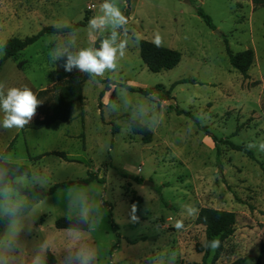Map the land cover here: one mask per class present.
<instances>
[{
  "label": "rangeland",
  "instance_id": "obj_1",
  "mask_svg": "<svg viewBox=\"0 0 264 264\" xmlns=\"http://www.w3.org/2000/svg\"><path fill=\"white\" fill-rule=\"evenodd\" d=\"M102 2L0 0V44L12 37L35 35L57 22L73 25L86 16L91 19L99 14ZM117 4L128 18L130 42L117 72L106 73L104 79L111 77L142 89L163 85L166 90L182 80L190 81L176 85L167 101L111 86L100 105L104 84L89 79L83 88L85 102L77 105L72 121L24 134L0 129V157L17 137L5 160L32 169V177L22 183L28 193L17 197L22 206L37 201L57 183L89 175L105 181L88 184L103 188L99 197L103 217L97 225L99 217L94 212L87 231L55 227L61 217L78 216L76 209L69 211L68 188L45 197L10 222L0 239L10 237L15 230L13 264H31L42 246L44 264L47 251L55 255L57 264H64L77 234L92 246L95 264L110 260L116 264H203L205 252H199L198 247H203L206 234L196 218L205 207L237 216L236 231L224 242L217 264L240 258L256 264L264 244V152L258 151L259 142L264 141V6L254 7L251 0H117ZM200 8L211 16L215 30L198 15ZM16 18L21 20L18 26ZM86 29L80 28L82 47L95 45L109 34L89 36ZM157 34L161 45L179 51L182 59L172 70L153 73L140 57V41L153 42ZM57 39L63 40L64 35H44L5 61L0 81L9 87L27 85L36 94L50 91L61 62L54 64L49 57ZM227 46L234 54L253 50L249 80L231 67ZM3 56L4 51L0 59ZM47 97L50 94L41 99L42 105ZM110 101L115 102L116 111L105 108ZM176 110L189 112L191 117L178 115ZM155 120L159 123L150 130V143L133 133V121L146 126ZM113 125L118 127L117 134H113ZM201 127L236 144L257 143L253 149L256 160L221 146L220 167L215 144ZM52 151H64L68 160L56 156L30 160ZM35 177H44L46 183L40 184ZM145 181L153 185H145ZM87 190L94 193V189ZM132 205L136 206V222L132 220ZM186 205L197 212L188 215ZM110 213L117 231L112 229ZM177 220H183L182 230L175 229ZM215 252L210 249L205 264H212Z\"/></svg>",
  "mask_w": 264,
  "mask_h": 264
},
{
  "label": "trees",
  "instance_id": "obj_2",
  "mask_svg": "<svg viewBox=\"0 0 264 264\" xmlns=\"http://www.w3.org/2000/svg\"><path fill=\"white\" fill-rule=\"evenodd\" d=\"M254 7H263L264 0H251ZM198 15L203 19L206 25L210 29L215 30V25L210 15H208L203 9L197 10ZM90 19L88 16L84 19V21L73 24L74 28L80 29L82 27H86L88 21ZM68 29H64L62 33H58L57 30L53 26H45L40 30L37 34L32 36H27L23 39L18 37H12L8 39L3 45L4 47V56L0 59V67L1 65L10 58L15 57L22 51H24L30 45L38 42L44 35H64L67 33ZM98 39L95 42V46H99ZM229 62L231 67L238 71L245 80L250 79L249 71L252 67L254 61V52L252 49H246L240 53L234 54L230 48L227 46L226 48ZM140 57L143 63L147 66L149 71L153 73H160L162 71H168L174 69L179 65L182 59V54L174 49L165 47V46H157L154 42L141 40L140 41ZM63 61L59 63L57 66V75H56V83L53 88L48 91H40L37 96L39 99H43L47 94H50V97H47L44 105H40L37 109L38 118L33 120L29 125L21 129V133L24 134L27 130H41L46 127H49L57 122L67 123L72 121L75 116V109L77 105L83 106L85 102V96L83 93L84 84L90 79L87 75L80 73L77 70H73L72 72L64 71L62 67ZM102 84H104L103 90L99 94L100 105H102V99L107 92L110 91V83L111 86L122 87L133 93H140L143 95H149L150 93H155L159 96V98L163 101L171 100V92L174 87L180 83H187L190 80H182L177 82L171 86L169 90H166L163 85H157L152 88L142 89L135 88L127 83H120L109 79H100L97 78ZM256 84V83H254ZM178 115L184 114L186 116L191 117L189 112L183 110H176ZM102 114V111H101ZM80 117L82 118V124L84 123V113L83 111L80 113ZM133 133L136 135H140L144 143H150L152 141V132L146 128V126L142 125L138 121H133L131 125ZM201 130L206 132V134L211 138L213 143L215 144V148L217 151V160L220 161L221 154V146H226L231 150L242 153L246 155L248 158L252 160H256L254 150H249L244 144H236L231 141L229 138L220 139L215 134L209 132L207 128L201 127ZM113 134L118 133V127L113 125ZM235 135V133H234ZM16 138L9 144L5 152L0 157V168L6 170V176L4 178L5 184L15 188L18 190V193L21 195H25L28 193V190L23 186V184L18 180L20 177L26 176L27 178L32 177V169L29 165L14 163L6 161L8 153L11 151L12 147L16 142ZM45 156H56L63 160H68L67 155L64 151H52L47 152L42 155H38L35 157H31V161H38L44 158ZM221 167V163H220ZM263 172H264V168ZM97 181L100 184H104L105 181L103 179H99L98 176L89 175L85 179L74 180V181H65L62 183H57L53 185L48 191L42 193L37 201L26 203L21 207L18 215L15 218H9L7 216H0V238L8 226L10 222L15 220L16 218L25 215L30 211V209L35 206L38 202L42 201L45 197L52 195L59 189L75 187V186H85L89 183ZM139 182H142V179H138ZM2 186V185H0ZM159 193V192H158ZM110 222L112 224V229L117 231L118 227L114 223L113 215L110 213L109 215ZM197 225L202 226L205 229L206 241H211L214 238H218L220 240V246L216 249L212 264H217V261L220 259L223 251H224V242L232 237L236 231L237 225V216L234 212L220 210L215 208H201L198 212L196 218ZM55 227L59 230H77V231H87L89 229V224L80 220L79 216H75L73 218L61 217L56 220ZM140 239H135L134 243H137ZM199 252H205L203 264H205L206 259L209 255L210 249L198 247ZM264 252V244L261 247V253L256 261V264H261V259ZM45 264H57V259L55 255L51 251H47ZM108 264H116L112 260L108 262ZM198 264V263H191ZM223 264H247L246 260L243 258L237 259L231 263H223Z\"/></svg>",
  "mask_w": 264,
  "mask_h": 264
},
{
  "label": "clouds",
  "instance_id": "obj_3",
  "mask_svg": "<svg viewBox=\"0 0 264 264\" xmlns=\"http://www.w3.org/2000/svg\"><path fill=\"white\" fill-rule=\"evenodd\" d=\"M128 18L121 11L117 4V0H103L99 5V14L94 15L87 24L86 31L89 36L97 33H109L99 41V46L82 47L79 45L80 29L74 28L71 24L65 22H57L53 27L58 33H62L64 29H68L64 33V39L55 42L54 47L49 52L50 60L57 64L63 61L62 67L66 72H72L74 69L80 73L87 75L91 80L96 81L97 78L104 79L106 73H115L119 67V60L122 59L130 42L128 37ZM123 34L124 38H121ZM138 42V40H137ZM157 46L162 43V38L157 34L153 41ZM5 45L0 44V52H3ZM111 77L109 80L111 81ZM112 83L109 87L111 88ZM150 97L159 100L155 93H150ZM43 103L37 94L27 85L20 87L6 86L0 81V129L3 130H21L29 125L37 114L38 107ZM106 109L116 111L114 101H110L105 106ZM159 123L155 120L146 125L151 130ZM131 131V129H127ZM249 150L257 148V143H249L246 145ZM258 151L264 152V141L259 142ZM6 176V170L0 168V216L15 218L21 210L22 204L17 199L18 190L3 183ZM27 179L26 176L18 178L23 183ZM40 184L46 183L44 177H35ZM87 189H94V193H90ZM103 193V188L95 183L87 186L70 187L67 189V198L69 211L76 209L81 221L88 223L93 213L98 214L97 225L102 221L103 213L101 212V201L99 197ZM188 215L197 212L191 205L185 206ZM136 206L132 205V220L136 222L138 218L134 215ZM176 230H182L184 227L183 220H177L174 224ZM16 232L13 229L12 235L5 239H0V264H13L16 259L15 253L17 245L15 244ZM74 244L67 250L64 264H95V253L87 242H84L79 234L72 237ZM220 246V240L214 238L203 244L204 248L215 251ZM45 251L42 246L40 253L32 258L31 264H44L42 253ZM175 259V253H173Z\"/></svg>",
  "mask_w": 264,
  "mask_h": 264
},
{
  "label": "crops",
  "instance_id": "obj_4",
  "mask_svg": "<svg viewBox=\"0 0 264 264\" xmlns=\"http://www.w3.org/2000/svg\"><path fill=\"white\" fill-rule=\"evenodd\" d=\"M0 13H2V10L0 9ZM1 18V17H0ZM1 21V20H0ZM20 22H21V20H20V18H16V25L18 26V25H20ZM0 31H3V26L2 25H0ZM109 92H107L106 94H108Z\"/></svg>",
  "mask_w": 264,
  "mask_h": 264
},
{
  "label": "water",
  "instance_id": "obj_5",
  "mask_svg": "<svg viewBox=\"0 0 264 264\" xmlns=\"http://www.w3.org/2000/svg\"><path fill=\"white\" fill-rule=\"evenodd\" d=\"M186 2L189 3V0H186ZM144 184L148 185V186H152L153 185V183L149 182V181H145Z\"/></svg>",
  "mask_w": 264,
  "mask_h": 264
}]
</instances>
